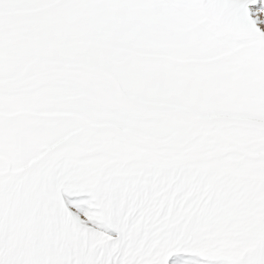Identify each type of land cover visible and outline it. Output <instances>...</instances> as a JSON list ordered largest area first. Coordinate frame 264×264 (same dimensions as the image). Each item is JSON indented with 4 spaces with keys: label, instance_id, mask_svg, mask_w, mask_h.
<instances>
[{
    "label": "snow or ice",
    "instance_id": "obj_1",
    "mask_svg": "<svg viewBox=\"0 0 264 264\" xmlns=\"http://www.w3.org/2000/svg\"><path fill=\"white\" fill-rule=\"evenodd\" d=\"M0 264H264V0H0Z\"/></svg>",
    "mask_w": 264,
    "mask_h": 264
}]
</instances>
